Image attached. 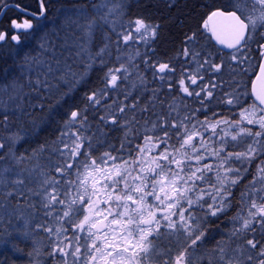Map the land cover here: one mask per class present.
Returning <instances> with one entry per match:
<instances>
[{
    "label": "snow or ice",
    "instance_id": "6c2138e0",
    "mask_svg": "<svg viewBox=\"0 0 264 264\" xmlns=\"http://www.w3.org/2000/svg\"><path fill=\"white\" fill-rule=\"evenodd\" d=\"M0 264H264V0H0Z\"/></svg>",
    "mask_w": 264,
    "mask_h": 264
}]
</instances>
